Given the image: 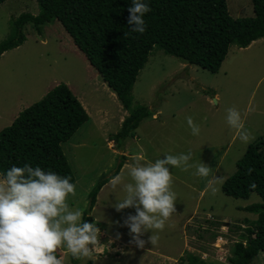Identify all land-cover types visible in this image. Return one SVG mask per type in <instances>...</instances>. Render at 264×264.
<instances>
[{
  "label": "rangeland",
  "instance_id": "obj_1",
  "mask_svg": "<svg viewBox=\"0 0 264 264\" xmlns=\"http://www.w3.org/2000/svg\"><path fill=\"white\" fill-rule=\"evenodd\" d=\"M226 3L233 17L253 15L251 0ZM23 12L36 14V0L0 3V41L10 32V20ZM24 33L22 44L0 55V130L24 107L56 83L64 82L89 115L87 122L61 142L75 176V195L67 198L69 207L88 211L92 187L97 181L107 180L90 211V216L102 224L97 246L107 249L96 246L89 257L71 261L72 256L61 247L59 257L64 264H187L185 252L195 253L209 264H228L229 249L247 224L242 219L257 216L241 208L262 201L255 192L246 198H234L223 193L221 186L235 171L247 145L259 136L264 139V38L241 48L230 46L216 73L153 48L136 77L132 103L147 106L154 117L142 120L134 133L117 146L109 134L119 130L127 111L121 110L115 94L62 25L54 21L38 33L27 24ZM227 107L241 113L244 127L251 134L248 142H242L225 122ZM186 116L199 124L198 136L190 134ZM189 149L192 161L206 163L210 175L199 177L192 174L194 169L169 166L176 211L165 221L155 245L146 242L143 248H136L134 243L129 244L131 234L122 222L135 210L113 209L112 203L122 192L119 186H109V178L120 162L119 172L126 173V165L137 153L154 161L165 152L177 154ZM209 184L215 187L214 192ZM116 232L120 233L119 239L115 238ZM148 235L150 230L140 238ZM248 264H264V253L258 252Z\"/></svg>",
  "mask_w": 264,
  "mask_h": 264
},
{
  "label": "trees",
  "instance_id": "obj_2",
  "mask_svg": "<svg viewBox=\"0 0 264 264\" xmlns=\"http://www.w3.org/2000/svg\"><path fill=\"white\" fill-rule=\"evenodd\" d=\"M36 2V14L23 12L10 20V32L0 41V55L24 42L25 25L31 24L40 33L44 26L58 21L100 79L115 94L121 110L127 111L119 130L109 134L117 146L134 133L142 120L153 115L147 106L132 103L136 77L153 48H160L185 63L216 73L230 46L245 47L255 39L264 38V0H251L253 15L241 17L230 15L226 0H147L150 10L144 14L143 33L129 30L135 22L133 25L126 23L131 0ZM88 120L87 111L68 85L56 83L0 130V173L13 164L28 162L67 175L74 183L75 176L61 142L69 139ZM120 157L124 159L125 155ZM121 166L120 162L111 176L118 173ZM106 181H97L92 187L88 211L84 210L81 217L82 221L95 222L99 229L102 224L90 216V211ZM221 188L223 193L234 198H246L255 192L262 199L241 208L257 216L256 219H242L247 224L237 234L227 258L228 264H248L258 252L264 253L262 136L247 145L236 162L235 171L224 179ZM207 221L212 224L211 214ZM59 249L56 251L58 256ZM75 259L70 257L71 261ZM184 259L187 264H209L192 252H185Z\"/></svg>",
  "mask_w": 264,
  "mask_h": 264
},
{
  "label": "clouds",
  "instance_id": "obj_3",
  "mask_svg": "<svg viewBox=\"0 0 264 264\" xmlns=\"http://www.w3.org/2000/svg\"><path fill=\"white\" fill-rule=\"evenodd\" d=\"M149 10L147 0H131L126 19L128 25L135 22L129 29L131 32L145 31L144 14ZM224 119L242 142L251 139L236 108H225ZM185 121L190 134L198 136L199 124L191 116H186ZM192 155L191 149L177 154L165 152L162 158L148 161L142 153H137L126 165V173L118 172L109 178V186L112 189L119 186L122 192L112 203L113 209L119 212L132 207L135 210L122 222L131 234L129 244L134 243L136 248H143L146 242L155 245L165 221L176 211L169 166L194 169L192 174L199 177L210 175L209 166L201 160L192 161ZM209 187L213 192L216 190L211 184ZM74 195L75 184L69 176L39 165L13 164L0 173V264H64L56 254L61 247L73 258L89 257L98 244L100 229L93 221L81 220V208L69 207L67 198ZM148 230L150 235L141 239ZM119 237L120 233L116 232L115 238Z\"/></svg>",
  "mask_w": 264,
  "mask_h": 264
},
{
  "label": "crops",
  "instance_id": "obj_4",
  "mask_svg": "<svg viewBox=\"0 0 264 264\" xmlns=\"http://www.w3.org/2000/svg\"><path fill=\"white\" fill-rule=\"evenodd\" d=\"M254 42V41H253ZM104 185H102V187H103ZM102 187L100 188V190L98 191V195H99V193H100V191L102 190ZM99 249L101 248V249H107V247L106 246H104L105 248H103V246L102 245H98L97 246Z\"/></svg>",
  "mask_w": 264,
  "mask_h": 264
}]
</instances>
